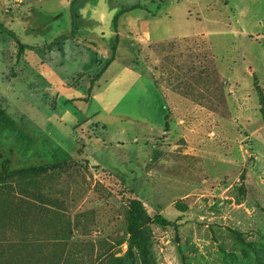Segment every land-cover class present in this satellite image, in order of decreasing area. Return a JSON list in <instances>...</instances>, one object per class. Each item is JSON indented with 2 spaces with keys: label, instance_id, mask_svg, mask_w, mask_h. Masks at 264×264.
<instances>
[{
  "label": "rangeland",
  "instance_id": "1",
  "mask_svg": "<svg viewBox=\"0 0 264 264\" xmlns=\"http://www.w3.org/2000/svg\"><path fill=\"white\" fill-rule=\"evenodd\" d=\"M74 1L0 0V103L41 142L0 170L71 155L0 183V264H143L134 199L172 222L147 264H264V0H77L73 31Z\"/></svg>",
  "mask_w": 264,
  "mask_h": 264
},
{
  "label": "trees",
  "instance_id": "2",
  "mask_svg": "<svg viewBox=\"0 0 264 264\" xmlns=\"http://www.w3.org/2000/svg\"><path fill=\"white\" fill-rule=\"evenodd\" d=\"M76 2L77 0L72 3L73 31L77 30V25H78L77 23L79 19V14L74 6ZM140 8L141 6L137 4L127 6L123 8L116 15L114 23H115V29L117 30V32H118L119 17L126 12H129L135 9H140ZM0 29L7 31V33H9L12 37L15 36L14 32L9 30L2 23H0ZM70 37H73V34L61 35L57 38L55 42H53L52 44L43 46L42 49L52 50L53 47L56 44H58L60 40H64ZM116 40L118 42L119 36H117ZM21 46L27 47L25 44H22V43H21ZM117 47H118V44L116 43L112 47L111 55L109 59L106 61L103 68L100 70V72L95 77H93L91 85L88 89L89 95L91 94L94 81L100 79V77L102 76V73L116 59ZM254 86L257 89L259 95L262 96L263 95L262 90L260 88L258 77L256 74H254ZM262 99H263V96H262ZM1 141L4 143V147L6 151L3 154L1 147H0V159H3L4 157L6 158L14 157L15 154H18L20 156L29 155L33 153L34 151H36L37 150L36 148L41 143L30 132H28L25 129V127L20 125L11 116L8 109L2 103H0V143ZM47 153L49 155V159L47 160L46 163L33 164L29 161H26V163H24L23 165H20V166L13 165L12 166L13 164L12 162L10 167L4 170H0V183L5 182L9 177H14L17 174H21L24 177L28 176L29 178L36 177L38 175L48 172L49 170H54V169L61 167L64 163L68 162L71 159L70 153L67 152L63 148H57L55 150L48 149ZM129 221H130V228L132 232L130 245L138 252V255L142 259L143 264H147L146 258L149 256L150 248H149L148 239L143 233L141 226L145 224H150V223H156L159 225H170L172 224V222L161 214H157L154 217H152L148 213V210L146 209V207L144 206L143 202L140 199H134L131 201Z\"/></svg>",
  "mask_w": 264,
  "mask_h": 264
},
{
  "label": "crops",
  "instance_id": "3",
  "mask_svg": "<svg viewBox=\"0 0 264 264\" xmlns=\"http://www.w3.org/2000/svg\"><path fill=\"white\" fill-rule=\"evenodd\" d=\"M140 9H142V8H140ZM121 50V44H120V40H119V43H118V47H117V52H116V59L107 67V69L102 73V76L105 74V73H107V72H109L110 70H111V67L114 65V63H116L117 62V54H118V52ZM126 51L128 52V54H129V58L127 59V61L125 62H123L122 64H121V67L120 68H117V70H116V72H120V70L122 71H130L131 72V74H133V75H135V77H136V79L137 80H143V82H145L146 83V85H148V86H150L152 83H153V79L150 77V75H149V73H147V71H145L146 73H141V72H139V71H136V70H133L132 68H130L131 66H132V63H133V61H134V59H133V56L130 54V53H134L135 54V52H134V50L133 49H131V48H126ZM110 57V56H109ZM109 57H107L106 58V60H104L103 59V61H104V63H106V61L109 59ZM102 59V58H101ZM105 65V64H104ZM133 67V66H132ZM100 68V67H99ZM103 68V67H102ZM101 68V69H102ZM146 74V75H145ZM101 76V77H102ZM101 77H100V79H101ZM100 81V80H99Z\"/></svg>",
  "mask_w": 264,
  "mask_h": 264
}]
</instances>
